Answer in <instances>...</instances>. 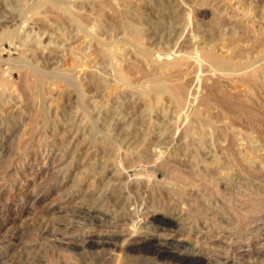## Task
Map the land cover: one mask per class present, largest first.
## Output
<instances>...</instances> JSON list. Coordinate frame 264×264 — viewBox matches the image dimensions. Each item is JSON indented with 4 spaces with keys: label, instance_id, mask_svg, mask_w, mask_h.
Segmentation results:
<instances>
[{
    "label": "rangeland",
    "instance_id": "374dc122",
    "mask_svg": "<svg viewBox=\"0 0 264 264\" xmlns=\"http://www.w3.org/2000/svg\"><path fill=\"white\" fill-rule=\"evenodd\" d=\"M102 1L104 6L97 12L95 5ZM38 4L41 8L33 10ZM74 12L89 17L90 21L82 24L83 30L71 19ZM124 12L128 13L126 20L122 17ZM124 21H131L138 26L141 33L139 40L127 36ZM91 26H94V31ZM93 35L105 43H111V46L104 45L105 48L117 45L112 48L116 58L97 54L95 46H102L93 39ZM206 52L228 57L236 66L253 63L246 71L258 67L264 72V0H0V80L7 82V85H0L1 264H50L52 260L58 262L59 259L60 264H103L101 258L97 254L93 255L91 250L84 251L83 246L68 250L60 241L64 236L62 234L70 228V234L81 242V230L90 228L89 224L78 221L75 215L68 214V208L77 209L79 184L85 181L82 178L80 180V173L74 165L70 168L66 156H60L64 154L62 148L69 141L71 144L82 141V131L71 136L67 130L73 127L76 131L88 126L96 131L100 126L102 130L108 131L121 123L119 131L124 129L127 139L132 137L128 133L133 129L153 131L154 134L143 136L151 150L155 146L151 145L153 138L163 141L152 151L149 150L152 156L157 154V157L163 159L171 151L173 155L177 153L179 159L192 160L190 155L180 154L181 150H177L179 145L175 144L168 132L172 134L175 131V136L181 134L182 127L194 112L203 108L199 98L204 96L205 90L202 91L203 88L194 79L190 86L193 94H190L189 103L181 111L167 98V94L162 93L161 98H158L153 88L159 81L175 83L180 78V81L187 82L189 78L192 81L199 68H203L204 78L219 77L226 97L251 104L252 111L258 116L256 123L249 122L245 115L237 119L230 115L219 117L216 105L204 114L212 122V126H205L207 132L223 127L235 136L238 135L233 147L241 155L239 160L244 167L241 171L243 176L235 170H224L221 176L233 174L232 177L239 175L247 179L250 174L246 170L253 167L256 172L253 177L259 183L257 187L262 190H254L259 197L255 203L254 199L249 200L254 195H245L250 202L247 200L243 208H247L252 216L246 212V221L232 225L239 232L211 231L207 228L195 233L200 229V221L197 220L178 233L167 235L161 230L157 233H163V238L176 240L185 246L193 247L198 242L197 246L201 245L200 248L212 264H224L221 259L223 255L221 257L217 253L227 256L225 253L229 248L225 249V246H235V243L242 240L245 248L254 251L243 262L264 264V76L263 80L258 78L255 86L246 84L239 77L242 71L223 72L205 63ZM160 56H165V60H161ZM15 63H28L27 67L32 65L45 70L47 78L42 93H37L33 84L25 89V78L33 82L34 77L26 66L20 68ZM119 66L129 72V86L117 81L116 68ZM55 73L76 75L78 81L85 83L82 89L79 88L83 90V95L78 97L77 91L64 81L55 82L56 78H52ZM92 75L102 81L98 84L100 87L89 82L93 80ZM169 79L173 80L169 82ZM106 114H111L113 118L105 119ZM107 120L109 122L106 123ZM165 128L168 134H165ZM157 130L162 131V137L159 135L157 138ZM208 135L200 143H209L211 136L210 133ZM68 136L72 138L69 141ZM220 144L225 145L226 142L221 141ZM202 148L199 152L204 151ZM218 154L222 155L221 152ZM212 159H202L200 164L212 165L213 168L217 163H211ZM67 169L70 171L68 178L65 177ZM161 180L164 181V176H161ZM85 183L92 185V180ZM166 185L171 186L168 183ZM227 195L230 196L229 193ZM216 197L212 195L211 201L219 204ZM130 209L133 210L134 206ZM141 210L138 212L141 216L136 221L146 222V210ZM214 215L222 218L218 214ZM126 225L125 229L136 228V224L128 222ZM204 231H207L208 239L204 237L207 234ZM54 232L58 235H54ZM214 240L223 241L224 244ZM216 256L221 258L217 259Z\"/></svg>",
    "mask_w": 264,
    "mask_h": 264
},
{
    "label": "bare ground",
    "instance_id": "6f19581e",
    "mask_svg": "<svg viewBox=\"0 0 264 264\" xmlns=\"http://www.w3.org/2000/svg\"><path fill=\"white\" fill-rule=\"evenodd\" d=\"M111 1L113 2L114 0ZM103 4L104 2L102 1L98 3V5H95V9L97 12H100V7L102 8L104 6ZM40 8L41 5L38 4L33 8V10H39ZM127 16V12H124L122 14V17L124 19ZM88 18L89 17L84 14H77L75 12L71 16V19L76 22L82 30V24L86 23V21H90V19ZM124 23V28L127 36H132L135 40H139L141 33L138 26L131 21H124ZM91 28L93 29V31L95 30L94 26H91ZM86 30L88 31L89 29ZM93 39L97 40V43L102 46H95L94 49L97 54H103L109 56L112 59L116 58L114 50L112 48L115 46L117 47V45L112 44L113 47L105 48L104 45L111 46V43H105L96 35H93ZM204 56L206 57L205 63H209L210 65H212L215 70L217 69L223 72L226 70L242 71L241 73H239L241 81L243 80L244 82H246V84H249L251 86H255L257 84L258 78L261 77L262 79V77L264 76V74H262L264 72L258 67H255L252 71H246V69L253 63L247 65L241 64L240 66H236V64H233L230 58L217 55L213 52H206ZM159 58L161 60H165V56H160ZM50 59H52L51 56ZM75 59L78 60V57H76ZM43 60L45 61V59ZM19 63H15V65H18ZM23 63L19 64L20 68H23L25 66L27 67L28 63ZM164 64L165 63H163L162 65ZM30 66L27 67V69L32 73L34 80L33 82H30L29 79L25 78V89H29L33 84L34 87L37 88L36 92L42 93L45 87L44 82L47 78L45 70H43L42 68H37L35 66L32 67V65ZM232 66L236 67L233 69ZM214 69H212V71ZM203 72V68H199L196 71V76L192 78V81H190V78L187 80V82L180 81V78L178 79L179 81L175 83H167L161 80L162 82L159 81V83L157 82L154 88L152 87L153 90H155V94L158 98H161L162 93L167 94L169 96L167 98L171 99V101L175 103L178 110L181 111H183V109L185 108L190 94H193V91L190 90V86L191 84H193L194 79L199 82V85L203 88L202 91L205 90L204 96L199 98V103H201V106L203 105V108L200 109L197 107L198 109L196 111L194 110L195 112L192 118H188V123H185L186 125L182 127L183 129L181 134H177L178 136H175L173 135L175 131L171 134V131H166V128L164 131L166 132L165 134L169 133V136L175 140V144L179 145V149L177 150H181L179 151L180 154H183L185 156L190 155L192 160L187 161V159H179L180 156L178 157L177 153V155H173L171 151L170 153L168 151L170 155L167 153V155H163V159H161V156L160 158L157 157V154H154L152 156L149 153V150H151L149 148H151V146L147 147V143L145 142L147 140L146 138L144 139L143 136L150 135L151 133L154 134V132H141L138 129H133L128 133L132 134V137L127 139V135H124L126 132H123L125 130L121 129L119 131V129L122 128L121 123H117V126L111 128V130L109 129L108 131L102 130V127L100 128L99 125L98 126L100 129H96V127V131H92V127L89 128L88 126L87 128H78V130L76 131L73 127L67 130V133H69L71 136L74 133H76L77 135L79 131H82L80 132V134L82 133V137L78 134L81 137L80 140L82 141L81 143L76 144V142H73L71 144L69 139L72 138L71 136H68L67 139L69 142L63 148V145L61 146L64 154L62 153L60 154V156H66L68 165H71L70 168H73L72 165H74V167L78 169L80 173V180L81 178L85 182H87V180L88 182L89 180H92V185H88L85 182L84 184H79L81 186L78 185L79 194L76 198H79V200L76 203L77 209L68 208V214H73V216L75 215V218L77 217L78 221H81L83 224H89L90 228H88V230H81L82 237H80V235L78 236L80 237V239H82L81 242H78V240L70 234V228L66 233L62 234L64 236L60 238V241L66 249L72 250L75 246H83L82 248L85 247L84 251L89 249L91 250V252H93V255L96 256L97 254V256L101 258L100 260L103 261V264H212V261L210 262L211 259H209L208 256L203 253L202 247L200 248L201 245L197 246L198 242L193 247L185 246L181 243H177L178 241L176 242V240H168L166 238H163V236L161 235L163 233L160 234L157 233V231H165V234L167 235L178 233L181 229H185L189 223H195L198 220L200 221V229L195 233H200L203 229L207 228H210L211 231L223 230L226 232L228 230L230 231V233H234V230L235 232H239L238 230L236 231V226L232 225H237L248 219L249 212H247V208H243L244 203L248 200L245 195H254L252 196V199H249L251 201L254 199V203L259 198L258 195H256V192H254L255 189V191L258 192L257 189L259 188L257 187L259 183L255 182L257 180H255L256 178L253 177L256 172L254 169H252L253 167L251 166L252 168H248L247 170L245 169L250 174V177L247 176L250 179H243L244 177H241L243 176L241 175V171L244 170V167L240 162L241 160H239V156L241 157V155H239L238 151L234 150L233 147L235 144V138H237L238 135L235 136V134L229 132L223 127H213L214 130H212V132H207L205 126H212V122L210 117L209 119L205 118L204 114L214 105H216L219 108V112L217 114L219 117H222L223 115H230L234 119H237V117H239L240 115H245L249 122L256 123L258 121V116L252 111L251 104L245 102H236L230 100V98H227L222 80L218 79L219 77L217 79H215V77L212 78L208 76L204 78ZM53 77L56 78L55 82L64 81L68 86L73 87L74 90L77 91L78 97L81 94L83 95V93H81L83 90L80 91L79 88L81 87L82 89V86H84L85 83L81 80L78 81L76 75L72 73H55V76L53 75L52 78ZM115 77L118 82H121L126 86H129L131 83L129 72L123 66H119L116 68ZM92 79L93 80H90L89 82H93L95 85L100 87V85L98 84H100L102 81L100 79H97L95 75H92ZM172 80L173 79H171V81ZM171 81L169 79V82ZM0 85H7V82L4 79H1ZM251 89L253 88L251 87ZM196 92L198 93L197 89ZM195 97H197V95ZM239 100L240 99H238L237 101ZM104 118H109L110 120L111 118H113V116L111 114H106V116L104 115ZM211 118L214 117L212 116ZM109 120H107L106 123L109 122ZM181 122H183V120ZM157 131V134H155L158 135L157 138L160 136L162 137V131ZM86 133H88L87 136ZM208 133H210L211 136L209 138V143H207V141L200 143V141L204 137H206V135L209 136ZM172 138H169L170 141H173ZM183 138H186V140L183 141ZM153 139V143H151L152 146H157L163 143V141L155 140V138ZM120 141H123V143H121ZM221 141L226 142V144H220ZM155 146L154 148L152 147V150L155 149ZM201 146L203 147V152H199V150L201 151ZM139 147L140 150H138ZM176 148L177 146L175 147V150ZM218 152H221L222 155L219 156L220 154H218ZM100 154H102V156H100ZM57 157L58 155L56 156V159ZM97 157L99 158L98 160ZM100 157H102L103 160H100ZM209 157H213L211 163L213 161L217 163L215 164V166L217 165L216 168H214L215 166L211 168L212 165L204 166L205 164H203L202 166L200 164V160H206L207 158L209 159ZM206 165H208V163ZM137 166L139 167L138 169L136 168ZM70 168L69 170H71ZM133 169L134 173H132ZM224 170H226L227 172H229V170H235V172H239L241 176L237 175L236 177H232L231 175L233 174L230 175L229 173L228 174L230 176L228 177L227 175L226 177L224 175L221 176V172ZM69 172L70 171H68L67 169L65 177L68 178ZM161 176H164V181L161 180ZM73 178L74 175H72L71 179ZM166 183L171 184V186L166 185ZM260 190H262V188ZM227 193H229L230 196H228ZM212 195H217L219 199V201L217 200V202H220L219 204L215 203V201H211L210 197ZM262 198L264 197L262 196ZM258 203L260 204L261 202ZM211 205L214 206L212 207ZM131 206H134L133 210L130 209ZM140 209L146 210V215L144 214L148 217V220L146 222L144 220L143 222L136 221V219L138 220V217L141 216L138 214ZM158 210L163 211L158 212ZM246 212L248 214H246ZM214 214H218V216L220 215V217L222 218H216ZM249 215L252 216L251 214ZM128 222L136 224V228L125 229V225ZM70 223H68V225ZM78 227L81 228L79 225ZM194 229L195 228H193V230ZM258 229H260V227ZM257 230L254 229V231ZM204 233L206 234L207 231H204ZM54 235L57 236L58 234H55L54 232ZM208 236L209 235L207 233L204 237L208 239ZM198 238L200 239V237ZM201 238L203 237L201 236ZM214 241L219 244L223 243V241ZM234 245L235 246H225V249L229 248L227 249L228 252H224L225 254H227V256L222 254L221 252L217 254L220 256L223 255V257L221 256L222 258H220L222 259L224 264H246V262H243L244 258L246 256L248 257L251 251V253H253L254 251L250 248H245V246L242 245V240L238 241ZM98 257L96 258L98 259ZM214 258L215 257H213V260ZM59 260L58 262L52 260L50 264H60Z\"/></svg>",
    "mask_w": 264,
    "mask_h": 264
}]
</instances>
